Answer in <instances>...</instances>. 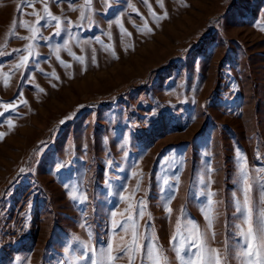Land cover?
Masks as SVG:
<instances>
[{
	"label": "rangeland",
	"instance_id": "obj_1",
	"mask_svg": "<svg viewBox=\"0 0 264 264\" xmlns=\"http://www.w3.org/2000/svg\"><path fill=\"white\" fill-rule=\"evenodd\" d=\"M0 113V264L264 260V0H0Z\"/></svg>",
	"mask_w": 264,
	"mask_h": 264
},
{
	"label": "snow or ice",
	"instance_id": "obj_2",
	"mask_svg": "<svg viewBox=\"0 0 264 264\" xmlns=\"http://www.w3.org/2000/svg\"><path fill=\"white\" fill-rule=\"evenodd\" d=\"M53 19H56V17H53ZM27 59V58H25ZM0 115H3L2 113H0ZM64 121H61V123H63ZM2 135V134H0ZM262 217H264V212H261L260 214ZM195 227V225L193 226ZM249 235H252V230H249ZM258 241H259V245L258 247L260 249H264V220H262L260 222L259 228H258ZM190 248H196V253L195 255L197 256L196 262L195 264H213V260L211 257H209L207 260L204 258L203 256V247L202 246H198L195 243H192L189 245ZM249 247H251L249 245ZM260 253L257 252V255H259ZM244 255H248L251 256L252 252L251 251H246L244 253ZM93 264H95V262H93ZM184 264H193V261L191 259V257H189V259L187 261H184ZM214 264H220V261L218 259V254H217V259L215 260ZM248 264H252L251 261L248 262ZM259 264H264V260L260 261Z\"/></svg>",
	"mask_w": 264,
	"mask_h": 264
}]
</instances>
